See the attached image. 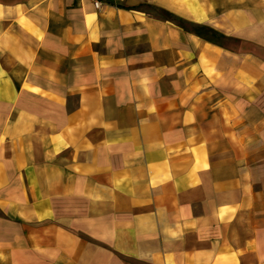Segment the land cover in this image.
<instances>
[{
    "label": "crops",
    "instance_id": "0c3cea01",
    "mask_svg": "<svg viewBox=\"0 0 264 264\" xmlns=\"http://www.w3.org/2000/svg\"><path fill=\"white\" fill-rule=\"evenodd\" d=\"M101 1L0 0V264H264V0Z\"/></svg>",
    "mask_w": 264,
    "mask_h": 264
},
{
    "label": "built area",
    "instance_id": "2783aa9c",
    "mask_svg": "<svg viewBox=\"0 0 264 264\" xmlns=\"http://www.w3.org/2000/svg\"><path fill=\"white\" fill-rule=\"evenodd\" d=\"M93 2H94V5H95L96 7H99V6L101 5V3H102L101 0H93Z\"/></svg>",
    "mask_w": 264,
    "mask_h": 264
},
{
    "label": "trees",
    "instance_id": "16d2710c",
    "mask_svg": "<svg viewBox=\"0 0 264 264\" xmlns=\"http://www.w3.org/2000/svg\"><path fill=\"white\" fill-rule=\"evenodd\" d=\"M160 12H161V14L163 15V16H169L170 14L167 12V11H165V10H159Z\"/></svg>",
    "mask_w": 264,
    "mask_h": 264
}]
</instances>
